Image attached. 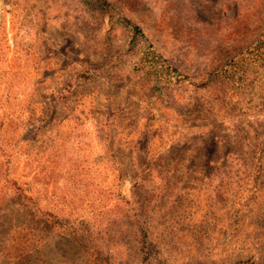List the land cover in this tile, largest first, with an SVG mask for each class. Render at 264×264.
<instances>
[{"label":"rangeland","instance_id":"1","mask_svg":"<svg viewBox=\"0 0 264 264\" xmlns=\"http://www.w3.org/2000/svg\"><path fill=\"white\" fill-rule=\"evenodd\" d=\"M0 264H264V0H0Z\"/></svg>","mask_w":264,"mask_h":264}]
</instances>
